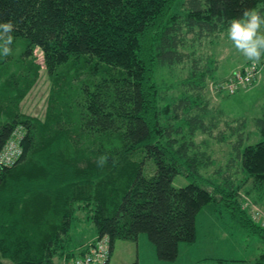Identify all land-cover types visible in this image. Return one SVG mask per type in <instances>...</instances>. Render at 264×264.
I'll return each mask as SVG.
<instances>
[{"label":"trees","instance_id":"obj_1","mask_svg":"<svg viewBox=\"0 0 264 264\" xmlns=\"http://www.w3.org/2000/svg\"><path fill=\"white\" fill-rule=\"evenodd\" d=\"M246 9L263 15L264 0H0V23L16 26L12 54L0 56V152L23 133V155L0 175V264L70 263L104 238L111 257L118 241L140 235L159 261L173 262L180 244L196 241L208 204L263 243L253 264H264V226L241 194L251 182L245 194L264 200V113L254 144L244 121L219 132L236 158L207 178L214 160L195 138H215L203 93L216 68L188 52L216 43ZM186 65V79H176ZM43 67L51 85L38 117L21 103ZM164 70L175 80L159 81ZM178 88L185 92L170 99ZM178 176L185 187L174 186ZM84 221L96 230L89 245L74 239Z\"/></svg>","mask_w":264,"mask_h":264},{"label":"rangeland","instance_id":"obj_2","mask_svg":"<svg viewBox=\"0 0 264 264\" xmlns=\"http://www.w3.org/2000/svg\"><path fill=\"white\" fill-rule=\"evenodd\" d=\"M259 12V10H257ZM264 15V14H263ZM192 39V37H189ZM203 44V43H202ZM189 53L193 54L194 58L198 59L200 66L207 68L211 66L216 68L212 72L211 76L207 78L208 88L203 93V99L209 104L208 116L205 119V123L209 125L211 121L217 120V127L213 128V136H204L198 134L196 141L201 144L202 141H207V145L203 147L210 157L214 160V164L209 169L205 170L207 178H213L212 174L218 170L225 172L227 170L228 162L230 158H236V154L232 152V147L228 141L224 143L217 142L216 137L219 136V132L227 129L228 122H232L238 126L239 123L244 121L247 129L246 133L251 135L249 143L254 144L263 140L257 130L254 129L253 121L255 118L262 117L264 113V58L257 63L260 66L261 72L257 77L255 83L247 89L239 90L235 95L218 94L214 91L213 87L217 84L225 82L232 78V76L247 67L251 61L241 55L228 39L227 32L223 34L216 43H204L203 46L200 43L194 42V45L190 44ZM35 56L39 64L43 66V55L40 50L35 51ZM215 61V64H210V60ZM190 63V62H189ZM190 65V64H188ZM188 65L185 68L179 66L175 69V73L178 76L176 79H186L189 74ZM43 67L41 70V77L35 86L28 93L25 100L21 103L22 111L26 114L43 117L47 109V100L50 91L51 82L49 81L47 74ZM161 82L170 83L175 80L174 76H171L168 71H162L159 74ZM212 77H214L212 79ZM210 84V85H209ZM185 92L183 88H178L169 91V98L173 95L180 96ZM170 102V100L168 99ZM227 140L234 141L229 137ZM237 140L234 141V143ZM239 141V140H238ZM146 171L151 170V173H155V165L153 162H148ZM239 181L242 179L241 173L237 174ZM242 183V182H240ZM188 182L182 177L178 176L174 181L176 188L185 187ZM251 182H248L241 194L244 201L245 208L248 209L250 215L253 217L258 214V223L264 226V200H258L257 195L254 193L246 195L245 190L249 189ZM230 222V223H229ZM230 218L226 212H220L213 204L206 205L200 212L197 218V231L200 234V244L202 243V236L204 238L203 244H209L212 242V250L207 251L210 254L209 260L201 264H253L255 259L260 255L263 243L258 238L250 237L245 231L233 224L231 225ZM77 232L74 235L75 242L84 243L89 245L92 242L93 236L96 235V230L93 226L88 225L85 221L77 227ZM203 232V233H202ZM222 232L223 234H220ZM147 236V235H146ZM223 236V238H221ZM148 238V237H147ZM134 242L118 241L115 244L114 253L111 256L110 264H133L138 263V248ZM202 244V245H203ZM210 249V248H209ZM149 252L141 251V263L152 264V259ZM157 256V255H156ZM158 259V258H157ZM58 264H66V259H56ZM5 264H11L5 262Z\"/></svg>","mask_w":264,"mask_h":264},{"label":"built area","instance_id":"obj_3","mask_svg":"<svg viewBox=\"0 0 264 264\" xmlns=\"http://www.w3.org/2000/svg\"><path fill=\"white\" fill-rule=\"evenodd\" d=\"M261 72L260 66L256 63H250L244 69L236 72L229 80L217 84L213 87L218 94L235 95L241 89L250 88L256 81ZM23 139L22 130H18L12 138L5 144L0 152V175L3 170L16 166L23 150L21 141ZM258 214L253 219L258 221ZM110 259V245L108 238L92 245L89 252L81 258H78L66 264H106Z\"/></svg>","mask_w":264,"mask_h":264},{"label":"clouds","instance_id":"obj_4","mask_svg":"<svg viewBox=\"0 0 264 264\" xmlns=\"http://www.w3.org/2000/svg\"><path fill=\"white\" fill-rule=\"evenodd\" d=\"M15 27L12 21L0 23V56L7 57L12 54L11 33ZM227 36L246 60L256 64L264 58V15L261 13L244 10L242 17L234 18L229 22ZM107 159V156H101L99 161L105 163Z\"/></svg>","mask_w":264,"mask_h":264},{"label":"crops","instance_id":"obj_5","mask_svg":"<svg viewBox=\"0 0 264 264\" xmlns=\"http://www.w3.org/2000/svg\"><path fill=\"white\" fill-rule=\"evenodd\" d=\"M199 215H200V213H199ZM231 225L233 226L232 223H231ZM220 234H223V233L220 232ZM199 237H200V234L197 231V238H196V241L194 243H192V244H186V243L180 244L178 257L175 261H173V262H161L157 259L155 247L148 240L147 236L146 235H140L138 238V241L134 242L138 248V257H139L138 258V264H142L140 254H141V251L143 249L146 252L148 251L149 254H151L150 256H154V254H155V256L153 258L150 257L152 259V264H201V263H204L205 261L207 262V260H209V256H211V255L207 254L206 252L209 250H212L213 244H212V242L209 244H207V242H206V244H203V242L206 241V240H204L203 236H202V243L200 244V238ZM221 238H223V236ZM113 253H114V251H113ZM113 253H112V255H113ZM111 259L112 258L110 257L109 264L111 262Z\"/></svg>","mask_w":264,"mask_h":264}]
</instances>
